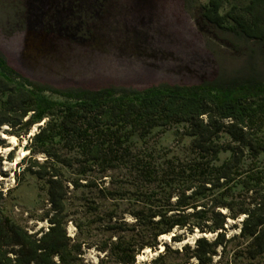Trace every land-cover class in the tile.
Listing matches in <instances>:
<instances>
[{
  "label": "trees",
  "instance_id": "obj_1",
  "mask_svg": "<svg viewBox=\"0 0 264 264\" xmlns=\"http://www.w3.org/2000/svg\"><path fill=\"white\" fill-rule=\"evenodd\" d=\"M202 13L264 43V0H208ZM84 22L74 17L60 30L74 36V27L86 31ZM36 125L16 175L44 182L49 226L32 231L15 220L0 189V264H264L263 75L61 89L30 78L0 51V148L9 146L1 131L21 140ZM180 125L191 138L186 155L147 145L155 130ZM73 191L84 216L74 218V236ZM167 234L172 243L162 242ZM91 249L97 260L88 258ZM146 249L157 254L140 263Z\"/></svg>",
  "mask_w": 264,
  "mask_h": 264
},
{
  "label": "rangeland",
  "instance_id": "obj_2",
  "mask_svg": "<svg viewBox=\"0 0 264 264\" xmlns=\"http://www.w3.org/2000/svg\"><path fill=\"white\" fill-rule=\"evenodd\" d=\"M101 1L97 9L96 0H0V51L30 78L61 89L109 85L143 89L165 83L192 85L264 76V43L206 20L202 5L208 0L193 4L188 0ZM26 16L34 22L30 28L20 21ZM74 17L84 19L86 31L77 26L76 35L64 34L61 23L73 25ZM37 129L34 126L21 140L1 131L9 146L0 151V189L6 197L2 207L32 231L49 226L45 219L50 210L47 188L29 172L17 182L16 172L23 170L18 163L28 154L25 146ZM182 130V125L165 132L157 129L147 145L164 156H184L191 138L183 136ZM11 150L15 151L12 161ZM228 155L223 153L221 158ZM67 209L68 231L74 236V218H84L74 191ZM171 236L162 237V242L172 243ZM98 253L91 249L88 258L97 260ZM156 254L146 249L138 261L145 263Z\"/></svg>",
  "mask_w": 264,
  "mask_h": 264
},
{
  "label": "bare ground",
  "instance_id": "obj_3",
  "mask_svg": "<svg viewBox=\"0 0 264 264\" xmlns=\"http://www.w3.org/2000/svg\"><path fill=\"white\" fill-rule=\"evenodd\" d=\"M12 138H14V136H12ZM1 149H2V148H0V151H1ZM169 236H170V235L167 234V235H164L163 237H169ZM147 250H149V249H147Z\"/></svg>",
  "mask_w": 264,
  "mask_h": 264
}]
</instances>
